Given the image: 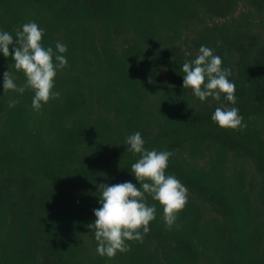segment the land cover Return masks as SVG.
I'll use <instances>...</instances> for the list:
<instances>
[{
  "label": "trees",
  "instance_id": "obj_1",
  "mask_svg": "<svg viewBox=\"0 0 264 264\" xmlns=\"http://www.w3.org/2000/svg\"><path fill=\"white\" fill-rule=\"evenodd\" d=\"M29 22L68 65L36 111L32 90L3 92L4 72L25 76L0 52V264H264V0H0V31ZM202 45L231 69L235 105L183 88ZM221 104L247 128H220ZM136 132L174 153L166 174L188 203L169 230L145 194L150 232L109 259L87 225L99 184L140 187L124 143Z\"/></svg>",
  "mask_w": 264,
  "mask_h": 264
},
{
  "label": "clouds",
  "instance_id": "obj_2",
  "mask_svg": "<svg viewBox=\"0 0 264 264\" xmlns=\"http://www.w3.org/2000/svg\"><path fill=\"white\" fill-rule=\"evenodd\" d=\"M44 30L37 23H25L15 30V36L0 31V52L5 58H11L17 72L25 76L23 86H18L16 77L10 72L3 73V92L9 91L23 94L32 90L34 97L32 108L40 111L50 100L58 99L59 92L54 91L58 70L68 65L65 54L68 49L57 42L55 51L51 46L42 44ZM222 59L213 54L206 46L199 48L194 61L182 65L183 88L190 89L201 102L209 98L219 102L223 96L227 102L235 105L236 85L229 80L231 69L222 67ZM15 101H10L13 106ZM212 120L222 129L242 131L247 128L243 116L237 107L224 104L216 107ZM127 151L139 154L140 158L131 165L140 187L128 181L109 185L102 183L99 188L101 207L94 209L95 221L87 227L94 231L97 241V253L109 259L118 253L130 251L128 241L143 243V238L150 232V223L156 219V207L146 203V195L159 202L163 208V220L171 230L178 215L188 203V189L174 175H167L169 158L174 155L170 151L147 150L140 132L129 135L125 139Z\"/></svg>",
  "mask_w": 264,
  "mask_h": 264
}]
</instances>
